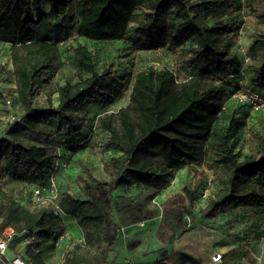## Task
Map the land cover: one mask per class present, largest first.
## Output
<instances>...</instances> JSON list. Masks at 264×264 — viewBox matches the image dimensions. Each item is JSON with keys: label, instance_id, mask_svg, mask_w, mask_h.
Wrapping results in <instances>:
<instances>
[{"label": "trees", "instance_id": "obj_1", "mask_svg": "<svg viewBox=\"0 0 264 264\" xmlns=\"http://www.w3.org/2000/svg\"><path fill=\"white\" fill-rule=\"evenodd\" d=\"M252 2L0 0V45L8 46L11 65L9 72L0 63V82L10 74L14 89L6 94L20 116L0 133V232L12 228L11 243L26 242L28 264H48L45 254L65 240L63 218L79 229L81 242L70 245L61 264H141L109 261L116 224L111 189L119 183L164 187L170 175L201 162L213 173L207 214L235 211L250 222L244 238H235L238 247L217 264L245 259L247 242L264 238V116L253 120L248 106L233 102L222 110L242 88L233 48L247 11L256 18L245 79L264 98V0L254 10ZM71 28L86 43L66 46L75 79L57 85ZM109 46H118L116 55L99 60ZM156 52L173 57L184 79L152 64L131 71L139 53ZM122 64L123 83L116 75ZM121 86L130 90L128 104L109 110ZM4 93L0 88V99ZM97 106L103 110L91 119ZM97 134L106 137L113 186L97 185L95 195L89 184L83 199L59 192L61 218L35 204L33 189L47 186L51 176L56 180ZM57 160L66 167L54 172ZM201 187L183 189L189 205Z\"/></svg>", "mask_w": 264, "mask_h": 264}, {"label": "rangeland", "instance_id": "obj_2", "mask_svg": "<svg viewBox=\"0 0 264 264\" xmlns=\"http://www.w3.org/2000/svg\"><path fill=\"white\" fill-rule=\"evenodd\" d=\"M260 5H262L260 0H253V10ZM255 18L256 16L250 12L245 13V26L240 34V41L233 48L234 55L240 60H242L240 48L247 52L250 44ZM76 40L86 43L77 38L75 28L68 29V35L62 47L64 67L54 80L57 85H61L65 80L74 81L75 79V69L68 59L66 46L75 44ZM116 49L118 46H109L99 60L107 54L115 56ZM0 63L5 66L6 71L10 72L9 49L6 45H0ZM149 64L156 68H159V65H165L174 70L179 78L185 77L183 70L176 65L173 57L171 59L162 52L139 53L131 71L140 70ZM117 68L116 75L122 79H119V82L123 83L127 69L123 64ZM9 75L8 73L6 82H0L1 88L5 91L4 98L0 99V133L9 114L19 115L17 109L9 108L6 104V101L10 100L6 94L7 90L14 89ZM119 89L121 92L115 91L112 94L115 102L109 110L117 111L128 104L130 90L123 86ZM37 104L42 106V100H37ZM102 110L103 106L92 108L91 119ZM250 113H252L251 118L254 117L253 120H256L255 117L264 116V109ZM226 114H232V109H229ZM105 140L106 137L103 134H97L93 141L81 151L82 154L75 156L71 162L67 163V167L61 171V174L67 172L68 177L58 174L56 178L60 194L70 191L75 197L84 198L82 195L85 194L89 184L94 186L91 192L95 195L99 194L95 186L99 185L98 187L102 190L113 186L111 182L116 176H111L107 170V158L111 155L103 148ZM170 176L171 180L167 181L166 186L160 188L149 187L146 183L128 186L119 183L111 189L112 205H114L112 215L116 224L110 262H114L115 254L121 250V246L132 251L136 257L147 256L146 260L150 262H158L167 255H171L167 264H182L184 261H190L192 264L201 263V259L200 261L192 259L185 253L177 252L178 250L191 251L197 256L211 257L216 252V246L227 250L225 253L238 247L235 238H244V231L250 226V222L235 211L224 210L207 214L206 198L213 188V173L207 163L201 162L187 166ZM197 184H202V187L196 194L194 203L189 205L183 189L187 187L192 191ZM63 227L65 240L45 254L48 264H61L63 253L73 242L81 238L73 222L63 218ZM246 246L249 250L247 257L235 264H264V238L259 241L249 240ZM21 257L26 261L24 256Z\"/></svg>", "mask_w": 264, "mask_h": 264}, {"label": "built area", "instance_id": "obj_3", "mask_svg": "<svg viewBox=\"0 0 264 264\" xmlns=\"http://www.w3.org/2000/svg\"><path fill=\"white\" fill-rule=\"evenodd\" d=\"M241 50V55H242V60H240L242 66L240 70V76L241 79L239 81V85L242 87L240 90H237L233 92L225 101V104L222 108V110L225 109L226 104L233 102L237 105H246L250 108V111L256 112L259 110L264 109V98L262 95L255 90L250 89L247 87V81L245 79L246 77V72L245 69L247 65L249 64V58L247 56V52L243 50V48H240ZM155 67V66H153ZM160 69H168L172 70L171 68L163 65V66H158ZM156 68V67H155ZM174 74L175 71L173 72ZM177 75V74H176ZM179 78L178 80H180ZM189 79V78H186ZM1 88V85H0ZM6 104L9 108L12 107V100H7ZM20 120L19 115L15 114H9L7 116L4 124H3V129L8 128L12 124L18 122ZM66 165L61 163L60 161L57 160L54 172H57L61 168H65ZM32 199L35 204H39L41 206L48 207L54 216L56 217H63V212L60 208V194L59 190L57 187L56 180L54 176H51L48 185L45 187H35L32 191ZM16 233L12 228H5L0 232V257H4L5 252L8 249L9 244L15 237ZM222 254L220 253H214L211 256V262L213 264H217L221 261ZM7 264H28L21 256L17 255L16 257L12 258L10 261L7 262Z\"/></svg>", "mask_w": 264, "mask_h": 264}, {"label": "crops", "instance_id": "obj_4", "mask_svg": "<svg viewBox=\"0 0 264 264\" xmlns=\"http://www.w3.org/2000/svg\"><path fill=\"white\" fill-rule=\"evenodd\" d=\"M79 153H77L75 156H78ZM74 156V157H75ZM5 164H1V166H4ZM61 171L63 170H60L58 173L59 175H62L64 177H68V174L67 172L66 173H63L61 174ZM84 198H86L84 195H82ZM83 199V198H82ZM79 230V229H78ZM80 232V231H79ZM81 234V233H80ZM78 242H81V238L78 240ZM26 246V242H14V243H10L9 246H8V249L7 251L5 252V255L4 257H0V264H7L8 261H10L12 258L16 257L17 255L19 256H23V250ZM216 252L215 253H225L227 250H223L224 248L220 247V246H216ZM121 250L117 251L116 254H115V259L114 261H117V262H133V263H141V264H167V260L168 259H171V255H167L164 259L162 260H158L157 261H148L146 260V257H136L133 255L132 251L128 250L126 247H123L121 246L120 247ZM177 252L179 253H185L188 257H191L192 259H201V263L199 264H212L211 262V257H205V256H197L195 254H193V252L191 251H187V250H178ZM175 256V255H174ZM163 258V257H162ZM200 261V260H199ZM182 264H192L190 261H184ZM241 264H244V263H241Z\"/></svg>", "mask_w": 264, "mask_h": 264}]
</instances>
